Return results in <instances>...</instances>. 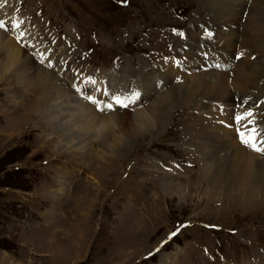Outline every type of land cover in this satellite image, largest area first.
Wrapping results in <instances>:
<instances>
[{"label": "rangeland", "instance_id": "rangeland-1", "mask_svg": "<svg viewBox=\"0 0 264 264\" xmlns=\"http://www.w3.org/2000/svg\"><path fill=\"white\" fill-rule=\"evenodd\" d=\"M123 1L127 0H0V16L4 15L2 20L12 16L20 25L19 34L24 35L19 45L27 59L39 58L35 54L43 42L46 44L44 60L43 53L37 63L49 74L58 67L55 57L58 55V61L65 56V41L75 44L74 38L80 59L87 55L85 46L94 51L85 66L79 62L69 73L75 68L81 79L86 72L96 70L103 79L95 80L101 85L107 81L115 93L146 88L163 76L173 77L181 86L196 83L194 76L201 71L225 75L226 87L231 88L235 66L225 64V53L219 48L226 50L230 60L240 49L219 41V50L204 49L206 63L202 64L197 60L198 45L191 38L187 44L188 31L194 30L199 40L209 37L203 35L207 30L201 24H194L206 19L216 0H128L121 4ZM230 1L243 7L255 3L256 19L261 24L264 0ZM160 2L171 5H162L166 10L162 11ZM5 6L10 8L8 13L4 12ZM246 13L240 20L243 24ZM24 26L27 35L31 27L47 28L54 41L52 53L47 41L35 42L33 36L25 34ZM7 31L0 29L5 36L9 35ZM165 38L166 51L159 55L156 49L164 47ZM150 43L155 54L149 60L145 46ZM261 45L264 47V37L256 46ZM178 46L185 50L180 59L175 58ZM239 54L243 61L245 57ZM252 57L249 59L255 60ZM2 58L0 50V61ZM187 59L195 68H191L190 61L186 63L189 69L180 67ZM171 66L180 67L178 73ZM16 71L4 74L2 68L0 72V264H220V252L221 261L226 259L230 264H264V193L259 191L246 204L239 188L224 191L216 178L204 176L205 163L187 141L190 128L203 115L201 107L180 98L170 103L168 116L158 123L147 107L166 91L159 89L147 102L139 100L141 103L130 107V115L141 119L132 130L131 140L111 133L101 144L100 137L96 141L87 130L74 129L71 133L83 141L69 145L63 139L68 135L62 129L66 115L62 114V96L67 87L83 100H87L85 95L71 89L65 70L58 76L62 86L57 91L49 83L46 90L37 79L31 85L20 83ZM135 93L138 99L140 92ZM261 98L257 108L261 105L263 113L255 122L264 124V95ZM207 108L221 109L211 102ZM97 111L114 114V110ZM216 112L213 116L219 114ZM227 123L213 121L211 125L231 145L235 141L228 134L232 123ZM262 124L258 129L261 137ZM246 149L253 153L248 160H255L259 166L254 174L260 180L256 184L263 185L264 154ZM204 225L220 229L208 230ZM179 227L180 233L164 245L166 236ZM228 230L236 233L229 234ZM205 252L214 260H208Z\"/></svg>", "mask_w": 264, "mask_h": 264}, {"label": "bare ground", "instance_id": "bare-ground-1", "mask_svg": "<svg viewBox=\"0 0 264 264\" xmlns=\"http://www.w3.org/2000/svg\"><path fill=\"white\" fill-rule=\"evenodd\" d=\"M154 1L158 2V0ZM160 4L161 6L171 5L170 3L165 2H160ZM254 4L252 6L243 7L241 4L236 5L230 0H216L215 2H213L212 8L208 11L206 19L201 21V23L194 24V27L202 25L203 28L207 30L206 33H209V37L206 39L204 38V41L199 40V37H196L194 30L188 31L187 44H189L188 40L191 38L192 43H196L198 45L201 54L197 53V60L202 64L206 63L205 59H203L205 57H203L202 54L206 47H209V49L211 50L220 49V51L225 53V64H234L235 70L233 69V75L235 76V81L230 84V89L229 87H226L228 78L225 75H216L212 71H201V74L199 73L197 74L198 76H194L195 78H197L196 83L189 82L184 86L177 85L173 77L161 76L163 81H152L151 83H148V85H146V88L145 86H141L140 90H138L137 87L135 88L138 92H140L139 100L141 102H147L150 99L151 94L156 93L159 89L166 90L159 99L153 101L147 107L149 109L151 117L154 118V120L156 119L158 123H161L168 116L170 112V103H176V101L180 98L185 103L194 102L196 105L202 108L201 110L203 115L200 116L199 119L194 122L192 128H190L192 130V133H190V137L187 138V141L188 143H191L193 145V149L196 150L197 155L201 157L200 160L205 163V168L203 170L204 176L208 178V175H210L216 178L215 180L218 181L219 187L221 186L224 191L231 192L230 189L239 188L237 189V191L241 196L245 198L246 204H250L251 198H254L256 193H259V191L260 193H264V181L263 185L257 186L260 180L257 178L258 176L256 177L254 175L257 174L256 172L258 169V164H255V160H253L254 163L248 160V157H251L253 153L250 154L246 148L250 149V151L253 152L256 151L252 150V148L250 147L245 146L243 143L241 144V142H239L238 140L239 136L237 135V126L241 131H244L242 125L247 124V119L254 120V125H248L249 128L255 126L257 129H259V125L262 124L261 122L256 123L255 120L261 118L259 114L261 112L263 113V108L261 109L262 106L260 105L257 108V104L260 102V100L262 99L261 97L264 95V60L262 61L260 59V57L264 58V55L260 56L262 53L264 54V47H262V45L260 47H257L256 45H259V40H262V37H264V19H262L261 24L258 23V19H256V8L254 7ZM156 8L157 5L154 3V9ZM1 9L2 8L0 6V11H2ZM262 10H264V5L262 6ZM162 11L166 10L164 9ZM245 11H247L245 16L246 20L243 24L240 20ZM3 16H0V21H4L9 35L5 36L0 33V50L3 52V58L0 61V66H2L0 67V72L2 71V68L4 69V74H8L13 69H17L15 73L19 77L20 83H27L31 85L32 83L34 84V80L37 79L43 82V86L45 85L46 90H49L47 86L49 83L50 86L55 87L54 90L57 91L59 86H62V84L59 82L58 77L63 73V70L61 69L62 66H58L57 69L55 67V73L52 72L50 74L47 71H43L39 67L40 64L37 62H40V57H42L44 51L47 50L46 44L44 42L42 43V48L40 49V51L36 52L35 54V58L37 55H40V57L36 60H31L30 57V59H27L25 56H23L24 51L21 50V45H19L20 38L18 39V37H20V25L18 28L13 27L12 25L16 24L15 19L10 15V18L2 20L5 18ZM165 19L166 18L164 17L163 20ZM218 28H221L222 31H218ZM211 32H213V34L215 33V37H212ZM236 33L239 34L237 35ZM208 40H211V42L209 41V43ZM219 41L224 43L227 42L230 47L237 46V50H240L236 53V56L230 60V58H227L226 56L228 53L224 48L222 49ZM261 48L263 49V51L258 52L255 50H260ZM176 50L178 51V53H175V58L180 59L182 57V52H185L184 47L178 46ZM239 53H242V55L245 57L243 61H240L242 56ZM46 54L48 55L49 53ZM191 54L193 55V53ZM31 55H33V53ZM195 55L196 53H194L193 56ZM204 55H207V53ZM44 57L45 53L42 57V60H44ZM249 57H252L255 60H250ZM64 59L65 56H61L58 61H66ZM187 60L188 61H183L184 64L182 63L183 66L180 67L187 70L189 69L190 64H192L191 68H195L191 60ZM23 62L25 64H23ZM43 62L44 61H41V63ZM188 62L190 63L189 65L186 64ZM208 63H211V61ZM218 64H216V66H218ZM49 65L51 64H48V66ZM180 67L177 66L174 68L173 66H171L170 68L171 70L174 69L173 72H177ZM179 75L181 74L179 73ZM181 76H183V74ZM108 77L110 79H113L112 76ZM90 79L100 80L103 78L102 74H100L99 76H95L94 78L92 72H86L85 76L80 79L79 71L75 68L73 69L72 74L69 73L66 75V80H68L70 86L72 85L73 87L71 89L77 93H81L82 91V96L85 95L86 98L88 97V95L86 93L84 94V90L86 91L87 88H89L90 90L89 84H92L89 82ZM57 82H59V84L56 85ZM77 89H79V91ZM249 90H255V92L247 94V91ZM124 93L125 92H123V90L116 91L115 95L122 97ZM131 93L132 91L126 94L130 95ZM55 94L59 95V93ZM251 94H254L255 96H251ZM89 96H92L95 100H98L100 103V107H103V104L110 102L113 95H106L105 91L98 86L97 88H94L91 93H89ZM209 96H213L216 99L207 98ZM62 99L64 102L62 114L66 113L64 117L65 122L62 125V129L65 130L66 135H68L67 138H63L66 144L73 143L74 145H77L79 144V142L83 141L78 134L71 133L74 129L78 131L87 130L88 133H91V136L96 141H98L100 137L102 139V141L100 142L101 144L103 143V140L109 139L111 133H120L124 137L130 138L131 140L132 130L134 126H136V124L139 122V120H141H138V118H134L133 116H131L129 111L124 109L121 110L119 106H117L113 111V115L99 113V111H97L99 109L96 110L95 106L92 107L91 104H88V99L83 100L76 94L73 95L72 91L68 87L65 97L62 96ZM140 101L139 103H141ZM210 102L211 105H219L221 109H206V104H210ZM216 110L217 112H219V114L213 116V112H216ZM248 111H251L253 113V116L248 117L246 120L242 121L241 124H237L235 117L238 114H244ZM209 114L211 115V118ZM233 114L234 119L232 120ZM204 115L205 118L200 120L204 117ZM206 116L209 117L207 118ZM212 118L215 120H213ZM213 121H217L218 123L221 121L228 122L227 124L232 123V134L230 133V131L228 132V134L233 135L235 141L232 140V144L235 143V147H233L232 144L230 145L227 140L222 138V136L220 135L221 132H215L214 127L211 125ZM143 126L145 127V125ZM219 130L221 131L223 130V128L219 127ZM68 131L71 134H68ZM11 134L12 132L9 135ZM222 134L226 135L227 133H224L222 131ZM80 136L85 137V135ZM262 137H264V134ZM243 146H245V148ZM261 180L263 179L261 178ZM58 192L61 193V191Z\"/></svg>", "mask_w": 264, "mask_h": 264}, {"label": "snow or ice", "instance_id": "snow-or-ice-1", "mask_svg": "<svg viewBox=\"0 0 264 264\" xmlns=\"http://www.w3.org/2000/svg\"><path fill=\"white\" fill-rule=\"evenodd\" d=\"M13 27L18 28L19 24H13ZM0 29H4L7 30L4 21H0ZM24 35V33H20V36L22 37ZM20 37H18L19 39ZM51 66V65H49ZM90 83L95 84L96 81L94 80H90ZM79 91V89H77ZM105 94L107 95L108 93L105 92ZM137 93H133L130 97L129 96H125V97H121L118 95H113L111 97L112 102L110 103H105L103 104V107H100V104L97 102V100H95L92 96H88L87 99L89 101H91L94 105H97L98 109L103 111L105 109L111 110L113 109V104L122 106V107H127L129 103H133L135 102V99L137 97ZM253 113L251 111H248L244 114H238L235 117L236 123L237 124H241L242 121L246 120L248 117H252ZM248 125H254V120L252 119H247V124L242 125V127L245 129L244 131H241L240 128H237V133L238 136L241 140V143H243L245 146L252 148V150L262 153L264 154V137L260 136V132L258 131V129L253 126L251 128L248 127ZM259 137V139H258ZM171 235H176V233H172Z\"/></svg>", "mask_w": 264, "mask_h": 264}]
</instances>
